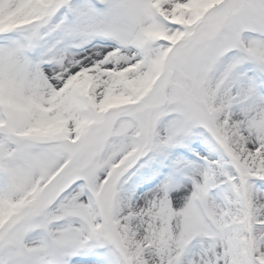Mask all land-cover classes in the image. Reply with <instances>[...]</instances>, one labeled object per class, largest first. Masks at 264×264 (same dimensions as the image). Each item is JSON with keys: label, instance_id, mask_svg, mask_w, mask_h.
I'll list each match as a JSON object with an SVG mask.
<instances>
[{"label": "snow or ice", "instance_id": "1", "mask_svg": "<svg viewBox=\"0 0 264 264\" xmlns=\"http://www.w3.org/2000/svg\"><path fill=\"white\" fill-rule=\"evenodd\" d=\"M0 264H264V0H0Z\"/></svg>", "mask_w": 264, "mask_h": 264}]
</instances>
